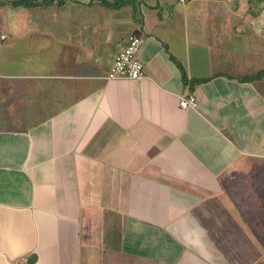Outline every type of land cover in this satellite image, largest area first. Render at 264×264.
Instances as JSON below:
<instances>
[{"label": "crops", "instance_id": "obj_1", "mask_svg": "<svg viewBox=\"0 0 264 264\" xmlns=\"http://www.w3.org/2000/svg\"><path fill=\"white\" fill-rule=\"evenodd\" d=\"M123 1L0 0V264H264V2Z\"/></svg>", "mask_w": 264, "mask_h": 264}, {"label": "built area", "instance_id": "obj_2", "mask_svg": "<svg viewBox=\"0 0 264 264\" xmlns=\"http://www.w3.org/2000/svg\"><path fill=\"white\" fill-rule=\"evenodd\" d=\"M142 43L141 35L131 34L124 48L115 56L112 67L105 78H141L144 74L143 62L139 56ZM179 105L182 108L195 107L197 105L196 97L193 94L182 97Z\"/></svg>", "mask_w": 264, "mask_h": 264}, {"label": "trees", "instance_id": "obj_3", "mask_svg": "<svg viewBox=\"0 0 264 264\" xmlns=\"http://www.w3.org/2000/svg\"><path fill=\"white\" fill-rule=\"evenodd\" d=\"M8 1L10 2L11 5H14V6H18V5L35 6V5H39L40 3H48L51 0H8ZM103 1L105 4H107L109 6H115V7L124 3V1H118V0H115L113 2H107L105 0H103ZM2 3H4V2H2ZM179 68L182 71V76H183L184 81H186V75L183 71V68L181 66H179ZM260 77H264V71H260L251 77H244L241 79L247 80V79H256V78H260Z\"/></svg>", "mask_w": 264, "mask_h": 264}, {"label": "rangeland", "instance_id": "obj_4", "mask_svg": "<svg viewBox=\"0 0 264 264\" xmlns=\"http://www.w3.org/2000/svg\"><path fill=\"white\" fill-rule=\"evenodd\" d=\"M113 1H115V0H113ZM118 1H123V0H118ZM249 2V3H251V1H252V3H263L264 2V0H241V5H240V7H239V9L238 10H236V13L237 14H241V15H249V13L247 12V10H245V7H246V2ZM248 7V6H247ZM1 27V26H0ZM1 31V30H0Z\"/></svg>", "mask_w": 264, "mask_h": 264}]
</instances>
